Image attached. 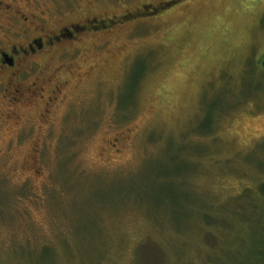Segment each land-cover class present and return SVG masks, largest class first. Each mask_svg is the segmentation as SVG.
Masks as SVG:
<instances>
[{"label":"rangeland","instance_id":"374dc122","mask_svg":"<svg viewBox=\"0 0 264 264\" xmlns=\"http://www.w3.org/2000/svg\"><path fill=\"white\" fill-rule=\"evenodd\" d=\"M14 8L84 29L0 73V264H264V0Z\"/></svg>","mask_w":264,"mask_h":264},{"label":"flooded vegetation","instance_id":"af4514ba","mask_svg":"<svg viewBox=\"0 0 264 264\" xmlns=\"http://www.w3.org/2000/svg\"><path fill=\"white\" fill-rule=\"evenodd\" d=\"M14 2L16 0H0V16L4 15L15 22H20L22 25L20 29H24L27 34L14 43L0 47V73L4 70L12 72L21 62L34 60L37 56L54 49L63 40H74L78 30L84 29L83 26L78 27L76 23L71 25V28L64 26L58 30H51L46 26L45 21L40 23L43 18L39 20L38 16L41 15L37 12L31 10L29 16H22L15 10ZM93 27L99 28L94 25Z\"/></svg>","mask_w":264,"mask_h":264},{"label":"trees","instance_id":"16d2710c","mask_svg":"<svg viewBox=\"0 0 264 264\" xmlns=\"http://www.w3.org/2000/svg\"><path fill=\"white\" fill-rule=\"evenodd\" d=\"M128 17H125V18H128ZM260 63L264 64V60L260 59ZM256 187H257V192H258V196L259 197H254L253 196L252 191H253L254 187H251V188L250 187H245L243 189V194H246V196H247L246 198L249 199L250 205L252 207H256V205L258 204V202L260 200H264V179H261L258 182ZM262 237H263L262 239L264 240V229L262 231ZM256 253H257L256 254L257 258H263V261H264V245L259 247V250ZM248 264H253V262H249Z\"/></svg>","mask_w":264,"mask_h":264}]
</instances>
